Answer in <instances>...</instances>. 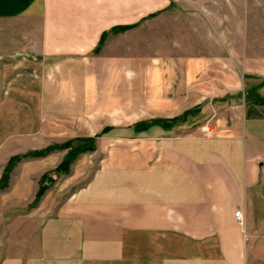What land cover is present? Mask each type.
Instances as JSON below:
<instances>
[{"label": "crops", "instance_id": "0c3cea01", "mask_svg": "<svg viewBox=\"0 0 264 264\" xmlns=\"http://www.w3.org/2000/svg\"><path fill=\"white\" fill-rule=\"evenodd\" d=\"M217 65L249 87L214 136L171 134L176 119L105 125L89 143H115L86 186L35 203L59 147L80 142L47 148L49 136L96 82L142 66L132 80L159 97ZM47 150L0 189V264H264V0H0V181L12 158Z\"/></svg>", "mask_w": 264, "mask_h": 264}, {"label": "rangeland", "instance_id": "374dc122", "mask_svg": "<svg viewBox=\"0 0 264 264\" xmlns=\"http://www.w3.org/2000/svg\"><path fill=\"white\" fill-rule=\"evenodd\" d=\"M256 39L259 35L253 36ZM242 46V42L241 45ZM145 48V49H144ZM150 44H144L143 51H150ZM254 52L262 53L263 50L256 49ZM137 70L144 67L129 66V80L127 83L115 82H96V96L87 102V99H78L74 102V109L77 113L70 115L63 120V130L57 136H49V146L56 147L66 142L79 140L75 146L67 149L59 147L60 153L58 160L73 161L69 166L67 174H62L57 179L52 175L54 182L49 187L57 189L58 193L63 194L66 200L73 192L86 186L93 173L101 166V156L105 151L113 147V141H96V151L83 152L90 143L89 136H97L105 125H113L125 128L132 127L137 122L153 119H176L174 129L171 134L188 135L202 133L203 128L212 130L210 136H214L223 123L231 119L232 114L238 111L237 106L243 109L244 98L248 92V82L244 80L241 71H236L228 81H221V71L227 68L217 65L211 71L208 81H194L191 86L182 81L168 80L162 84L166 87L157 96L156 82L134 81L136 70L131 74V69ZM235 69V67H233ZM83 83H79L82 86ZM191 94L192 98H189ZM249 98L247 99V101ZM160 105V107L158 106ZM191 107L194 111L191 115L184 113L185 108ZM234 107V109H233ZM95 112H87L88 110ZM199 111V112H198ZM131 129V128H130ZM132 136H136L135 131L131 130ZM53 135V134H50ZM57 143V144H56ZM92 145V144H90ZM39 152V151H36ZM59 194V195H60ZM52 198H56L55 191ZM51 198V199H52ZM27 210H17V216L28 212ZM29 209V210H28Z\"/></svg>", "mask_w": 264, "mask_h": 264}, {"label": "trees", "instance_id": "16d2710c", "mask_svg": "<svg viewBox=\"0 0 264 264\" xmlns=\"http://www.w3.org/2000/svg\"><path fill=\"white\" fill-rule=\"evenodd\" d=\"M108 129H105L101 134H99L97 137H102L105 136L108 133ZM71 143H67L66 145H64L62 147V149H67L69 148L71 145ZM95 150V146L90 145L87 146L85 149H83V152H92ZM50 152V150L47 151H40V152H31L28 153L26 155L23 156H17L14 157L10 160L8 166L6 167V170L4 172V175L0 181V189H5L8 187V183L10 180V175L12 170L14 169V167L16 166L17 163H19L20 161H22L23 159H28V158H39V157H44L45 155H47ZM71 160H64L57 168L56 170H54L53 172H48L46 173L40 180V187H39V191L37 193V197L35 200V203H38L40 201V199L44 196L45 192L48 190L49 185L53 184L54 180L52 175H56L59 176L60 174H67L69 171V166L71 164V162L73 161V155Z\"/></svg>", "mask_w": 264, "mask_h": 264}, {"label": "built area", "instance_id": "2783aa9c", "mask_svg": "<svg viewBox=\"0 0 264 264\" xmlns=\"http://www.w3.org/2000/svg\"><path fill=\"white\" fill-rule=\"evenodd\" d=\"M202 133H204V137H209L211 134H212V130H209V128H203L202 129ZM235 217H236V220L237 222L243 226L244 225V217H243V213L241 211H238L236 214H235ZM246 240L247 237H245Z\"/></svg>", "mask_w": 264, "mask_h": 264}]
</instances>
